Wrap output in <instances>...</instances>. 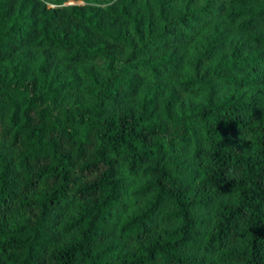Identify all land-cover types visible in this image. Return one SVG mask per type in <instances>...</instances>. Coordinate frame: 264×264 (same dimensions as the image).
Returning a JSON list of instances; mask_svg holds the SVG:
<instances>
[{
	"label": "trees",
	"instance_id": "1",
	"mask_svg": "<svg viewBox=\"0 0 264 264\" xmlns=\"http://www.w3.org/2000/svg\"><path fill=\"white\" fill-rule=\"evenodd\" d=\"M0 264H264V0H0Z\"/></svg>",
	"mask_w": 264,
	"mask_h": 264
}]
</instances>
